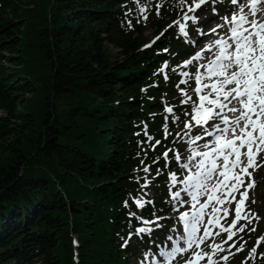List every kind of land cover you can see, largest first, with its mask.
Segmentation results:
<instances>
[{
  "label": "trees",
  "instance_id": "1",
  "mask_svg": "<svg viewBox=\"0 0 264 264\" xmlns=\"http://www.w3.org/2000/svg\"><path fill=\"white\" fill-rule=\"evenodd\" d=\"M160 2L161 15L153 8L143 20L133 0H0V264H130L149 237L122 247L138 226L129 212L153 219L154 210L170 227L176 164L152 158L176 148L172 69L190 47L170 31L155 43L142 36L178 18L177 0H152ZM165 106L180 117H169L167 140ZM145 125L152 143L162 141L155 151ZM146 165L155 178L142 189ZM141 195L153 201L142 210L133 203ZM257 201L264 208V191ZM165 228L152 237L162 240Z\"/></svg>",
  "mask_w": 264,
  "mask_h": 264
},
{
  "label": "snow or ice",
  "instance_id": "2",
  "mask_svg": "<svg viewBox=\"0 0 264 264\" xmlns=\"http://www.w3.org/2000/svg\"><path fill=\"white\" fill-rule=\"evenodd\" d=\"M133 2L143 20L148 19L153 8L159 17L164 7L163 2L153 5L152 0ZM220 2L177 0L178 18L160 34L163 36L169 28H176L178 37H184L192 49L188 58L177 66L188 70L179 73L182 78L176 85L178 89L180 85L186 86L180 89L183 97L180 103L189 105L191 111L187 107L183 109L187 119L172 141L174 145L184 143L186 155L175 147H165L160 156L152 158V163L157 165L162 158L165 168L174 159L181 170L168 172L170 211L176 214L169 217L174 220L170 234L165 233L162 240L152 237L154 231L166 227L160 223L165 217L155 216L154 210L153 219L129 212V227L133 218L138 226L129 232L122 247H127L133 235L141 240L149 237L139 264H173L178 257L184 259V264H228L230 258L245 250L248 241L241 234L257 230L253 222L258 224L260 217L251 211L248 202L249 192L256 186L253 174L264 166V161L259 160L264 153V0H229L233 7L223 15L216 8ZM208 3L212 14L222 20V23L212 21L215 23L212 28L202 25L195 14ZM190 34L196 38L188 39ZM158 39L159 36L155 38ZM168 67L165 62L160 73ZM193 67L195 72L190 70ZM169 79L165 74V82ZM193 81L196 99L187 90ZM164 110L169 114L162 125L163 139L167 140L173 135L169 131V117L172 124H178L180 117L172 106H165ZM196 128L200 131L193 135ZM144 135L153 151L162 144L158 139L152 143L154 137L148 135L147 125ZM142 171L147 175L140 186L146 189L155 177L151 175L150 165ZM161 174L157 167L155 175ZM133 203L142 210L153 201L141 195L133 198ZM124 206H129L128 201ZM261 243L264 235L256 239L242 264L250 260L255 264ZM259 258L264 259V253Z\"/></svg>",
  "mask_w": 264,
  "mask_h": 264
},
{
  "label": "rangeland",
  "instance_id": "3",
  "mask_svg": "<svg viewBox=\"0 0 264 264\" xmlns=\"http://www.w3.org/2000/svg\"><path fill=\"white\" fill-rule=\"evenodd\" d=\"M192 2V0H189ZM219 5H223L225 6L228 10L231 9L233 6L230 4L229 0H222V2L218 3L216 5V8H220ZM227 10L223 11L222 13H220L221 15H223ZM198 17H200V23L202 25L206 24L208 28H212V27H215V23H212V21H215L216 23H222V20L218 19L216 16H210V15H213L212 14V7H211V4L209 3V5H203L200 9H198L195 13ZM207 18V19H206ZM173 23V22H172ZM171 23V24H172ZM170 25V24H169ZM207 30V29H206ZM168 31H170L173 36H174V39L175 40H178V41H183L185 42V38L184 37H178L177 35V29L176 28H169ZM191 32V30H190ZM158 34L155 33V30L153 28H150V27H147L144 31H143V37L145 38V40L149 41V42H152L153 40H155V38L157 37ZM160 37V35H159ZM196 37L194 35L192 36H189L188 39H195ZM204 39H207V38H204ZM211 39H215V37H211ZM200 47H203V44L200 45ZM106 50L107 52H109L112 56H115L116 53L118 52L117 49L113 48L112 46L106 44ZM178 66V65H177ZM176 69V68H175ZM185 70H188V69H182V68H178L176 69L177 71V75H179V73L181 71H185ZM191 72H195L196 69L193 67L190 69ZM179 78H182L180 75H179ZM178 78V80H179ZM186 86L183 85V87L180 86V89H184ZM195 87V83L194 81L191 82V87L187 88L189 94H191L193 96V99H196L195 97V93L192 92V88ZM180 89H178L177 87L173 90V97H171V100H172V106H176V109L178 108V111L180 110L181 111V124L178 128H176L175 130V133L176 132H179L182 128H183V122L187 119V117L184 116L183 114V109L185 107L188 108V111H191V107L189 105H181V99L183 98L181 96V91ZM178 105V106H177ZM0 116H3V112H0ZM200 129L199 128H196L193 135L196 133V132H199ZM176 148L181 152V154H184L186 155L185 153V148H186V145L184 143H177L175 144ZM171 155V154H170ZM259 160L260 161H264V153H262L259 157ZM174 163L176 164L175 160L173 159ZM175 171L176 172H180L181 170L178 168V166L176 165V168H175ZM251 171V169H250ZM264 166L262 167H259L253 174V179L255 180L256 182V186L254 189H252L250 192H249V196H250V200L248 202V204L250 205L251 203V200H257V197L259 195V193H262L264 191V180H262L261 176L264 175ZM169 180V179H168ZM170 183V182H169ZM148 195L149 197H152L153 194L151 192V190H149L148 192ZM255 209H257L258 211H252L254 213H256L259 217H260V220H259V223L256 224V222L254 221V225L256 226L257 230L255 232H252V233H242L241 235L244 236V239L248 241L247 245L245 246V250L236 254L234 257L230 258V260L228 261V264H242V261L245 260V258L248 256L249 254V251L251 250V248L254 246L255 242H256V239L258 237H260L261 235H264V208L261 207V205L259 204V202H255ZM250 208V207H249ZM251 209V208H250ZM176 214L173 212L172 216L170 217H174ZM169 219V218H168ZM169 222H171V224L173 225L174 223V220L173 219H169ZM230 222V221H229ZM161 224H164L160 221ZM168 227V226H167ZM161 229H157V231H160ZM165 233H169V230L168 228H165ZM170 234V233H169ZM164 238V236H163ZM220 239V238H218ZM148 247V245H147ZM144 251V250H143ZM233 251H235V249H233ZM264 251V243H261L260 247L258 248L257 250V259H260L258 256L259 254ZM143 258V252L141 254H134L132 257L130 256V258L128 259L129 263L130 264H139V261ZM73 261H76L75 258L73 257ZM184 262V259L183 258H177L176 261L173 262V264H177V263H180V262ZM184 264V263H183Z\"/></svg>",
  "mask_w": 264,
  "mask_h": 264
}]
</instances>
